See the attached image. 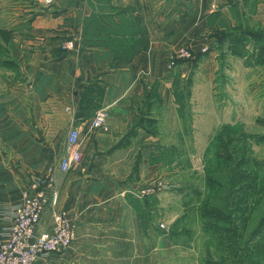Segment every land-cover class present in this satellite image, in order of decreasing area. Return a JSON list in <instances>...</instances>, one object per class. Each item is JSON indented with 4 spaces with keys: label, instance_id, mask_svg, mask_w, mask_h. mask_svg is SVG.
<instances>
[{
    "label": "crops",
    "instance_id": "crops-1",
    "mask_svg": "<svg viewBox=\"0 0 264 264\" xmlns=\"http://www.w3.org/2000/svg\"><path fill=\"white\" fill-rule=\"evenodd\" d=\"M68 40L72 50L61 46ZM181 47L195 56L171 66ZM261 47L264 0H0V240L24 187L52 172L57 204H46L38 229L52 228L54 210L66 209L78 218L77 237L34 264H159L169 240L159 231L150 236L149 227L163 221L143 213L163 211L167 184L176 183L164 167L159 112L175 132L177 94H205L212 112L214 94L238 102L263 94ZM95 81L106 86L100 108L109 113L100 127L93 126L96 112L75 117ZM153 84L161 103L152 100L148 111ZM143 116L156 119V134L139 125ZM72 126L83 157L60 171Z\"/></svg>",
    "mask_w": 264,
    "mask_h": 264
},
{
    "label": "rangeland",
    "instance_id": "rangeland-1",
    "mask_svg": "<svg viewBox=\"0 0 264 264\" xmlns=\"http://www.w3.org/2000/svg\"><path fill=\"white\" fill-rule=\"evenodd\" d=\"M23 5L21 9H24ZM192 53L191 58L195 56V52ZM5 58V50L0 48V62H6ZM191 58H177L175 53L173 56L174 62ZM220 77L221 74L218 80ZM261 90L263 94H243L239 102L233 99L234 94H214L213 99L217 104L214 112L209 108L205 94H196L198 97L193 96L195 94H177L182 108L181 116H177L180 130L175 132L170 130V118L162 116L163 111L159 109L165 126L166 144L161 150L164 167L170 173V182L173 184V177L176 180L175 186L167 184L163 211L143 213V217L150 221L155 222L157 218L163 221L157 228L149 227L150 236L159 231L169 240V247L163 248L161 245L165 257L159 264H206L209 250L213 255L225 252L215 236L204 230V219L200 214V207L205 200L224 212H229L231 208L233 164H225L215 157L214 138L224 123L235 126L238 129L236 134L240 133L235 135L237 146L247 147L252 159L250 167L264 181V123L259 121L264 116V88ZM263 215L264 197L251 215L246 236L258 225ZM151 240V245L156 246V239L153 237ZM139 262L144 264L143 260ZM134 264L140 263L135 259Z\"/></svg>",
    "mask_w": 264,
    "mask_h": 264
},
{
    "label": "trees",
    "instance_id": "trees-1",
    "mask_svg": "<svg viewBox=\"0 0 264 264\" xmlns=\"http://www.w3.org/2000/svg\"><path fill=\"white\" fill-rule=\"evenodd\" d=\"M264 58V47L260 49ZM153 84L146 94L147 110L152 107V100L161 103V96L155 93ZM106 92V86L99 81L88 84L79 99L76 118H88L100 107ZM259 121L264 123V116ZM139 125L156 134V119L143 116ZM238 129L230 123L220 126L215 135V157L225 164H233L232 185L230 192V211L224 212L219 207L205 200L200 207L204 219L203 228L211 232L224 253L213 255L209 250L206 264H264V215L252 232L246 236L251 215L264 197V181L251 167V157L247 147H238L236 136ZM132 130L126 136L135 135ZM243 135H245L242 132ZM236 135V136H235Z\"/></svg>",
    "mask_w": 264,
    "mask_h": 264
},
{
    "label": "built area",
    "instance_id": "built-area-1",
    "mask_svg": "<svg viewBox=\"0 0 264 264\" xmlns=\"http://www.w3.org/2000/svg\"><path fill=\"white\" fill-rule=\"evenodd\" d=\"M44 4H51L55 0H38ZM65 50H72L73 41H64L61 44ZM205 51V50H204ZM192 51L181 47L175 51L177 58H191ZM174 59L170 64H174ZM109 113L107 108H100L93 117V126H103ZM80 131L77 126H72L67 134V151L57 164L60 171H68L78 165L83 157L79 148ZM55 178L53 173L32 179L24 187L21 199L12 205L11 224L5 239L0 240V264H34L42 256L49 253H62L69 249L77 237L78 218L66 209L54 210V226L39 231L46 204L49 201L57 204L58 193L54 189ZM52 190V195H48Z\"/></svg>",
    "mask_w": 264,
    "mask_h": 264
}]
</instances>
